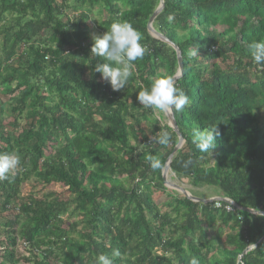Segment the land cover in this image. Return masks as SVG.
<instances>
[{
    "label": "trees",
    "instance_id": "trees-1",
    "mask_svg": "<svg viewBox=\"0 0 264 264\" xmlns=\"http://www.w3.org/2000/svg\"><path fill=\"white\" fill-rule=\"evenodd\" d=\"M159 3L0 0V152L21 158L0 181V264H94L114 249L121 253L114 264H190L193 258L264 264V215L194 201L169 189L163 168L152 169L147 159L158 157L165 166L178 142L137 100L158 74L178 69L175 49L148 31ZM95 9L106 14L99 35L115 21L143 35L147 51L120 91L93 71L102 59L91 53ZM153 24L182 50L176 84L189 97L175 113L185 143L171 171L189 180V190L212 187L264 211V68L248 51L252 41L264 40V0H164ZM197 47L199 56L190 57ZM215 124L216 147L200 152L193 129ZM164 130L171 134L167 146L150 142ZM189 158L192 164L183 167ZM33 177L45 186L62 184L68 197H23L22 185ZM161 194H167L162 203ZM77 214L75 236L64 223Z\"/></svg>",
    "mask_w": 264,
    "mask_h": 264
},
{
    "label": "clouds",
    "instance_id": "clouds-1",
    "mask_svg": "<svg viewBox=\"0 0 264 264\" xmlns=\"http://www.w3.org/2000/svg\"><path fill=\"white\" fill-rule=\"evenodd\" d=\"M167 19L171 22L174 17L169 15ZM92 39L94 41L91 47L92 55L102 58L95 64L93 71L100 73L102 79L110 84L113 91H120L128 85L133 76L134 62L142 59L147 51L142 43V33L127 21H115L106 32L102 35H94ZM248 51L253 62L264 68V40L252 41ZM189 56L198 57V47L191 49ZM137 100L144 109L167 115L182 112L189 104V97L177 86L176 77L167 73L158 74L153 78L150 86L138 92ZM219 135L220 131L216 124L204 129L196 128L192 132V143L200 152L206 153L216 147V137ZM170 141L171 134L167 130L150 137V142L162 146H167ZM147 159L154 170L164 167V163L158 157L148 156ZM20 164L21 158L15 152H0V181L7 180ZM191 164L192 160L189 158L184 162L183 167L187 168ZM120 255L119 249H114L111 256L101 253L95 258L94 264H114L113 258ZM190 264H198V261L193 258Z\"/></svg>",
    "mask_w": 264,
    "mask_h": 264
},
{
    "label": "water",
    "instance_id": "water-1",
    "mask_svg": "<svg viewBox=\"0 0 264 264\" xmlns=\"http://www.w3.org/2000/svg\"><path fill=\"white\" fill-rule=\"evenodd\" d=\"M163 8H164V0H160V3L158 5V7L155 9V11L153 12L152 16L149 19L148 31L153 37L158 38V39L166 42L167 44L171 45L175 49L176 54H177V59H178V69H177V72L174 74V76L176 77V81H177L183 75V71H184V60H183L182 50L179 47V45L177 43H175L174 41H172L167 35H165L164 33L160 32V31H158L154 27V24H153L155 18L159 15V13L163 10ZM166 117H167L168 125L177 134L178 142L175 145V147L173 149V152L168 157V159H167V161L165 163V166L162 169V176L164 178L165 184H167L168 186L178 190L180 193H182L186 197H188V198H190V199H192L194 201H197V202H213L217 198H219L221 200H224V201H230V200H228L229 198H226L224 196H219V197L215 196V197H211V198H203L201 196L195 195L190 190H188L186 187H184L182 184H179V183L173 181L172 178H170L169 171L171 170V162H172L176 152L184 145L185 138H184L183 133H182V131H181L179 125H178L177 119L175 117V113L172 114V115H167L166 114ZM234 203H235V206L239 210H245V211H249L251 213L264 215V211H262V210H255V209H252V208H246V207L238 205L236 202H234ZM263 239H264V235L259 241H262ZM256 244L249 245L244 250L243 254L247 253L248 251H250L253 247L256 246ZM243 254L240 255L239 259L242 258Z\"/></svg>",
    "mask_w": 264,
    "mask_h": 264
},
{
    "label": "rangeland",
    "instance_id": "rangeland-1",
    "mask_svg": "<svg viewBox=\"0 0 264 264\" xmlns=\"http://www.w3.org/2000/svg\"><path fill=\"white\" fill-rule=\"evenodd\" d=\"M106 14L105 12H100L99 9H95L94 11V16H93V19H91V21H89V26L91 28V35L93 37V35H99V21L105 17ZM92 37H90V40L92 39ZM16 63V62H15ZM159 117H161V121L163 123H167V117H166V114H161L159 112H155L152 116H150V119H151V122L156 120V119H159ZM260 120L262 123H264V111L261 112L260 114ZM25 120L22 119V122H24ZM150 122L146 121L145 119L142 120V127L144 129H148V131L150 132ZM169 176L170 178H172L173 181L179 183V184H182L184 187L187 188V184L189 182L188 179L186 178H180L179 176H177L175 173H173L171 170L169 171ZM169 189H174L170 186H168L167 184H165ZM207 188L208 190H213V191H216L215 188L213 189L212 187L208 188V187H205ZM188 189V188H187ZM21 194L23 197H26L28 195H30L31 193L34 194L35 196L37 197H51V192H54L56 194H58L59 196L61 197H65L67 198L68 195H69V191L67 189V187L63 186L62 184L60 183H54L52 185H49V186H45L43 185L42 183H40L36 178H32L31 180L27 181V182H24L23 185H22V189H21ZM176 190V189H174ZM189 190V189H188ZM158 193V192H157ZM156 193V194H157ZM200 194V193H199ZM197 194V195H199ZM203 195V194H202ZM205 196H208V194L204 193ZM167 194H161L160 196V199H159V202L162 203L164 200V198H167L166 197ZM170 200V199H168ZM162 207H164V205H162ZM68 215L65 216V227L67 228H71V231H72V234L77 236L78 235V230L81 228V224L80 223H76V221H78L81 217L80 215L77 214V216H74L72 218H67ZM215 229H216V226H211L210 227V233H213L215 232ZM176 264V262L174 263Z\"/></svg>",
    "mask_w": 264,
    "mask_h": 264
},
{
    "label": "built area",
    "instance_id": "built-area-1",
    "mask_svg": "<svg viewBox=\"0 0 264 264\" xmlns=\"http://www.w3.org/2000/svg\"><path fill=\"white\" fill-rule=\"evenodd\" d=\"M230 201H223V200H220V199H216L214 201V206L217 207V208H225L226 211H237V208L235 206V203L234 201H232L230 198L228 199ZM240 219L242 220L243 219V216L240 215Z\"/></svg>",
    "mask_w": 264,
    "mask_h": 264
},
{
    "label": "crops",
    "instance_id": "crops-1",
    "mask_svg": "<svg viewBox=\"0 0 264 264\" xmlns=\"http://www.w3.org/2000/svg\"><path fill=\"white\" fill-rule=\"evenodd\" d=\"M189 189V188H188ZM190 191L193 193V194H195V195H197V194H199L198 196H201V197H203V198H211V197H215V196H217V197H219V196H224L223 194H221L218 190H216V191H212L213 193L212 194H210V190H208L207 188H202V187H199V188H196V189H190ZM195 192V193H194ZM196 192H197V194H196ZM218 192V193H217ZM204 193H206V194H208L209 193V195L208 196H205L204 195ZM203 194V195H202Z\"/></svg>",
    "mask_w": 264,
    "mask_h": 264
}]
</instances>
